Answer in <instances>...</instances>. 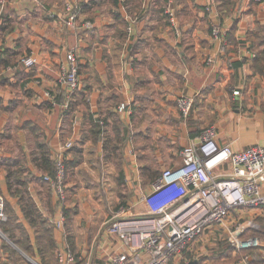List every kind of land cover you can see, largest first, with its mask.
Segmentation results:
<instances>
[{
  "label": "crops",
  "instance_id": "crops-1",
  "mask_svg": "<svg viewBox=\"0 0 264 264\" xmlns=\"http://www.w3.org/2000/svg\"><path fill=\"white\" fill-rule=\"evenodd\" d=\"M166 1L0 4V195L33 250L20 197L29 196L49 222L56 218L62 206L41 179L53 172L66 141L72 147L65 154V209H75L71 228L78 235L85 233L81 222L96 227L118 218L121 207L147 217L178 204L185 196L181 185L156 191L152 185L163 169L181 164V149L208 127L234 150L264 148V0H233L227 9L215 0H174L175 29L163 13ZM66 3L80 6L73 25ZM212 23L221 27V39L211 36ZM69 51L79 70L74 94L58 83ZM28 55L36 59L31 68L18 63ZM181 95L193 100L187 118L178 109ZM218 229L227 240L260 241L241 250L245 260L234 264H264V207L230 210L223 224L207 227L191 244L205 245ZM114 239L111 250L119 245ZM218 251L224 248H213L214 256Z\"/></svg>",
  "mask_w": 264,
  "mask_h": 264
},
{
  "label": "built area",
  "instance_id": "built-area-1",
  "mask_svg": "<svg viewBox=\"0 0 264 264\" xmlns=\"http://www.w3.org/2000/svg\"><path fill=\"white\" fill-rule=\"evenodd\" d=\"M4 2L0 0L1 5ZM79 8L78 4H65V9L70 12L68 25L74 24ZM206 9L210 10L211 6L207 5ZM172 10L164 9V14L175 29L176 16ZM85 25L91 26L87 22ZM210 33L213 38H222V29L217 23H212ZM212 60L208 57L207 63ZM18 63L31 68L36 65V59L31 55L23 56L18 59ZM58 83L68 94L77 90L78 63L74 51L66 54ZM233 93L238 94V91ZM46 95L49 96L48 93ZM177 101L180 115L187 118L193 105L192 98L181 95ZM124 108V104H121L120 109ZM215 138L214 128L203 130L197 141L181 149V164L163 169L155 179L152 185L154 191L177 184L185 189V196L178 204L156 208L152 216L147 217H135L125 207L117 209L118 218L109 221L105 229L106 236L119 240L117 248L111 250L108 264H167L178 257L207 227L223 224L230 210L264 207V194L261 192L264 148L254 145L234 150L230 144L221 145ZM71 147V141L59 147L53 160L54 175L43 176V180L51 184L53 194L62 207L66 200L64 159ZM4 204V197L0 195V221L6 220ZM63 223V215L59 213L55 221L57 228L61 229ZM228 241L240 250L257 248L260 242L257 237H229ZM58 260L60 264H76L70 254L64 257L60 253Z\"/></svg>",
  "mask_w": 264,
  "mask_h": 264
},
{
  "label": "rangeland",
  "instance_id": "rangeland-1",
  "mask_svg": "<svg viewBox=\"0 0 264 264\" xmlns=\"http://www.w3.org/2000/svg\"><path fill=\"white\" fill-rule=\"evenodd\" d=\"M173 2L174 0L166 1L164 5L165 7L163 8V13H164V9L165 10L173 9L174 13H176ZM64 9H65V5H64ZM67 12L70 15V12L69 11ZM164 16H165L167 23L170 25L165 14ZM87 23L90 24L89 21H87ZM130 23L132 22L130 21ZM87 27H90V26H87ZM171 28L174 29L173 27ZM128 31H130L129 27H128ZM78 74H79V70H78ZM123 104L126 107V104L125 103ZM119 110H121L120 106H119ZM64 165H65V181H66L67 167H66L65 159H64ZM65 202L63 204V207H61L59 211V213H62L63 218H64V223L62 225V228L58 229L55 224V221L58 219L59 213L55 219H51V221L48 222L50 224L52 231L56 233V235L53 236L54 242H55V248L53 250V264H60L58 260L60 253L64 257H66L67 254L72 255L73 258L76 260V264L78 263L79 259H83L84 260L83 262L91 261L90 264H96L97 261H100L101 264H108L107 260L111 254V246L113 245V243L115 244L116 242L114 238H106L105 236L106 225L109 223V221L107 220L108 222H105L104 224L101 223L98 226L96 225V227L92 225H88L87 227L85 223L81 222L79 224V230L81 232L84 231L85 233L83 235H78L75 232V229L71 228L72 220L70 218H71V215L75 212V209L72 208V209L66 210ZM86 233L88 234L85 235ZM205 233L206 232H204L203 234ZM214 233L216 235V236L213 235L214 240L207 241L205 245H202V241L197 242L198 240L193 242L192 244L190 243L191 245L189 244L190 246L186 247L187 249L185 248L184 251L178 257H175V259L171 260L167 264H187L189 261H191L189 259L200 261L201 263H204V264H208V263L209 264H220L219 259H217V257L214 256V252H212V250L213 248L218 250L219 248L221 249L226 246L225 243L228 242V240L226 239L227 234L221 232L219 229L217 231H214ZM203 234L201 233L200 234L201 236L199 238L203 239L205 237V235L203 236ZM220 235H222V238H218L220 237ZM214 242H215V245H214ZM3 243L4 244L7 243L9 246V249L7 247H5L4 249ZM212 243L214 246L212 245ZM106 244H108V247H106ZM64 248H66L67 250H63ZM10 249L11 250L13 249L14 251H16L18 253V256L22 258V260L17 258V256L14 255L10 251ZM218 253L219 251L216 254ZM229 261L230 260L228 259L227 262ZM0 264H39V262L37 258H35L34 255L32 254L29 255L23 252L21 249L18 248L16 244H13L11 241H9L0 230ZM222 264H225V263H222Z\"/></svg>",
  "mask_w": 264,
  "mask_h": 264
},
{
  "label": "trees",
  "instance_id": "trees-1",
  "mask_svg": "<svg viewBox=\"0 0 264 264\" xmlns=\"http://www.w3.org/2000/svg\"><path fill=\"white\" fill-rule=\"evenodd\" d=\"M137 1L139 2V0ZM180 2L185 3V0H180ZM215 2L217 3L218 9H227L233 4V0H215ZM120 4L122 5V3ZM76 92L77 91L75 90L74 93ZM48 175L49 176L54 175V163H53V172L52 173L50 172ZM41 180L43 181V183H45L44 187L46 188L45 190L46 193L49 194V190L52 191L51 184L49 182L44 181L43 179ZM20 198H21V207H22L24 216L27 219L29 226L33 229L34 250L29 245L28 237L25 231L21 228V226L15 223L14 216L12 215L10 211L6 210L5 204H4V211L6 215V220L0 221V230L9 241H11L13 244H16L18 248L21 249L23 252L29 255L31 254L34 255L35 258H37L39 264H53V250L55 248V242L53 238L52 229L50 227V224L48 223L49 221L43 216V214H41V212L37 209L35 203L30 199L29 196L26 197L24 195H21ZM15 232H18L19 239L15 237ZM225 245L226 246L223 247L224 248L223 253L220 252L215 255V257L219 259L220 264L222 263L234 264L239 259H242L245 257V253L241 250H238L230 242H226ZM3 247L4 249L5 247L9 249V246L7 243L5 244L3 243ZM10 251L14 255H16L17 258L22 260V258L18 256V253L16 251H14L13 249L12 250L10 249ZM234 251H237L238 253L237 257L235 258L232 257V253ZM228 259L230 260L229 262H227ZM189 260H192V259H189ZM197 264H204V263L197 261Z\"/></svg>",
  "mask_w": 264,
  "mask_h": 264
},
{
  "label": "water",
  "instance_id": "water-1",
  "mask_svg": "<svg viewBox=\"0 0 264 264\" xmlns=\"http://www.w3.org/2000/svg\"><path fill=\"white\" fill-rule=\"evenodd\" d=\"M187 264H197L196 260L189 261Z\"/></svg>",
  "mask_w": 264,
  "mask_h": 264
},
{
  "label": "bare ground",
  "instance_id": "bare-ground-1",
  "mask_svg": "<svg viewBox=\"0 0 264 264\" xmlns=\"http://www.w3.org/2000/svg\"><path fill=\"white\" fill-rule=\"evenodd\" d=\"M195 240V239H194Z\"/></svg>",
  "mask_w": 264,
  "mask_h": 264
}]
</instances>
